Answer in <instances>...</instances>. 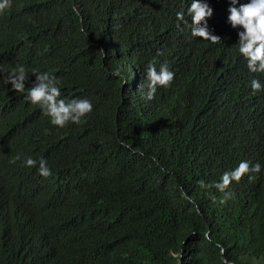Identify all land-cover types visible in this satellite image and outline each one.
Returning a JSON list of instances; mask_svg holds the SVG:
<instances>
[{
    "label": "trees",
    "instance_id": "16d2710c",
    "mask_svg": "<svg viewBox=\"0 0 264 264\" xmlns=\"http://www.w3.org/2000/svg\"><path fill=\"white\" fill-rule=\"evenodd\" d=\"M208 3L216 44L177 26L181 0H12L0 12V264H264V92L248 86L229 0ZM157 50L176 75L146 100ZM18 64L26 88L47 70L93 111L51 125L4 83ZM241 159L261 170L221 203L213 182Z\"/></svg>",
    "mask_w": 264,
    "mask_h": 264
},
{
    "label": "clouds",
    "instance_id": "9594fccd",
    "mask_svg": "<svg viewBox=\"0 0 264 264\" xmlns=\"http://www.w3.org/2000/svg\"><path fill=\"white\" fill-rule=\"evenodd\" d=\"M12 0H0V12L9 9ZM72 11L79 15L78 9L73 6ZM213 12L208 0H181L180 7L175 12L176 24H187L192 37L203 38L212 44L221 42L219 35L212 34L207 27V19ZM227 23L236 29L237 41L236 52L244 60L247 71L252 74L248 81L252 94L264 92V81L260 79L264 75V0H229L227 6ZM161 55L157 54L147 60L144 66V97L152 100L157 94L158 89L170 87L175 78V71L169 62L159 60ZM4 75V83L9 84L11 89L22 93L24 99L31 105L37 106L41 113L48 117L49 123L57 128H64L69 123L81 124L88 114L93 111V101L87 96L71 97L63 95L61 91V80L54 73L47 70L32 69L34 80L31 86H25L27 80V70L24 65L18 64ZM111 74L120 77L121 85L127 82L122 75L121 67L111 69ZM259 74V75H257ZM20 154L12 157L11 162L20 160ZM23 165L28 168H35L36 172L42 177L51 175L52 170L43 156L33 158L31 155L24 157ZM261 164L251 163L248 159L239 160L232 168L225 169L220 173L219 179L214 183V187L224 193L221 203L224 202L231 193L227 191L232 182H238L241 177L250 172H260ZM249 179L251 177H248ZM180 196L193 203V198L180 190ZM199 211L198 207L196 209ZM204 239L210 237L207 233L203 234ZM221 252L223 249L221 248ZM173 257L176 252H171Z\"/></svg>",
    "mask_w": 264,
    "mask_h": 264
},
{
    "label": "water",
    "instance_id": "95a60500",
    "mask_svg": "<svg viewBox=\"0 0 264 264\" xmlns=\"http://www.w3.org/2000/svg\"><path fill=\"white\" fill-rule=\"evenodd\" d=\"M224 258V257H223ZM224 260H225V258H224ZM181 264H182V262H181ZM227 264H233V263H227Z\"/></svg>",
    "mask_w": 264,
    "mask_h": 264
}]
</instances>
